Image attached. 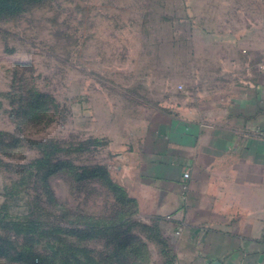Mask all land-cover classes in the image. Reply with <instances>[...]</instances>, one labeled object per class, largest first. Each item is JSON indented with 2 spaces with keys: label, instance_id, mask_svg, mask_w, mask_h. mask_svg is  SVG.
<instances>
[{
  "label": "rangeland",
  "instance_id": "obj_1",
  "mask_svg": "<svg viewBox=\"0 0 264 264\" xmlns=\"http://www.w3.org/2000/svg\"><path fill=\"white\" fill-rule=\"evenodd\" d=\"M17 2L19 11L0 15V264H19L8 258L30 248L5 227L24 218L45 232L33 246L40 260L63 239L99 264L125 245L138 250L126 258L132 264H187L159 223L136 215L126 244L117 227L80 236L95 219L118 221L108 180L128 192L140 167L135 150L164 109L201 78L245 82L260 72L264 0ZM43 156L47 168L37 172Z\"/></svg>",
  "mask_w": 264,
  "mask_h": 264
},
{
  "label": "crops",
  "instance_id": "obj_2",
  "mask_svg": "<svg viewBox=\"0 0 264 264\" xmlns=\"http://www.w3.org/2000/svg\"><path fill=\"white\" fill-rule=\"evenodd\" d=\"M261 74L201 78L135 150L127 195L140 222L167 231L178 261L264 264Z\"/></svg>",
  "mask_w": 264,
  "mask_h": 264
},
{
  "label": "trees",
  "instance_id": "obj_3",
  "mask_svg": "<svg viewBox=\"0 0 264 264\" xmlns=\"http://www.w3.org/2000/svg\"><path fill=\"white\" fill-rule=\"evenodd\" d=\"M34 1H41V0H34ZM21 5L17 0H0V15L2 14H9L11 12H17L20 10ZM162 23H166L167 21H161ZM162 27V26H161ZM163 31V30H162ZM172 40V38L170 39ZM166 44H169V39L164 37L163 35L160 38V43H159V48H163ZM48 156H43L41 157L38 161H35L33 164L35 169H38L37 172L44 171L45 167L48 164ZM62 166L59 165H54L52 170H57ZM51 172V169H50ZM103 175H106V173L103 172V170H99V173ZM88 173V176L95 175L98 172H86ZM98 173V174H99ZM108 178V177H107ZM109 179V178H108ZM107 179V180H108ZM108 186L110 191L114 194L117 203L121 207L120 211V217L118 218V221L113 224H109L107 222H103V220L95 219L94 223H89L86 225L85 231L82 233L80 236V240H89L97 235L93 234V231L99 232L100 234L106 232V231H113L112 229H115V235L118 238H121L124 244L128 240H130L129 234H127V231L129 227L136 225L133 220L134 216L136 215V204L134 200H131L128 195L126 190H124L121 186H117L115 183H113L111 180L109 182L108 180ZM90 221H93L91 219ZM38 222L32 220V218H24L22 221H14V222H9L5 227L10 229L11 231H14L15 234L22 235L25 243H31L29 245L30 248H23L21 247L22 250L20 252H15L14 257L8 258L10 262L14 263H19V264H99L96 262V260L92 256V252L87 249L86 247H79L75 246L70 242H67L66 240H59V243L56 245H52L50 248H52V256L47 258H42L41 260L36 258L37 254L33 250V246L35 241L37 242L36 234L39 232L38 231ZM145 230H151L154 229L153 226L149 225H142L141 226ZM45 234L44 231L39 232V235ZM81 234V233H78ZM138 241V240H137ZM141 243V242H140ZM158 243L161 245H164V241L158 240ZM127 245H125V248ZM124 249L121 252V257L115 260L114 262L112 260L108 261L107 264H132L133 262L126 260L127 257L131 254H135L138 252L136 248H128ZM6 251H0V254L6 255ZM131 253V254H130ZM105 261V260H104ZM102 262V264H105L106 262Z\"/></svg>",
  "mask_w": 264,
  "mask_h": 264
},
{
  "label": "built area",
  "instance_id": "obj_4",
  "mask_svg": "<svg viewBox=\"0 0 264 264\" xmlns=\"http://www.w3.org/2000/svg\"><path fill=\"white\" fill-rule=\"evenodd\" d=\"M259 71H260L262 74H264V59H263V61L261 62V64L259 65ZM183 177H184L185 179H187V178H188V174H184Z\"/></svg>",
  "mask_w": 264,
  "mask_h": 264
},
{
  "label": "water",
  "instance_id": "obj_5",
  "mask_svg": "<svg viewBox=\"0 0 264 264\" xmlns=\"http://www.w3.org/2000/svg\"><path fill=\"white\" fill-rule=\"evenodd\" d=\"M211 264H220L219 262H212Z\"/></svg>",
  "mask_w": 264,
  "mask_h": 264
}]
</instances>
